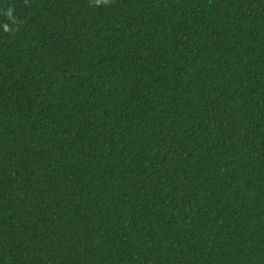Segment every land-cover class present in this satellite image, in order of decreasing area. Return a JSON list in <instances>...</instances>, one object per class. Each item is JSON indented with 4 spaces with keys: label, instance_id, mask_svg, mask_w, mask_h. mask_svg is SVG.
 <instances>
[{
    "label": "trees",
    "instance_id": "16d2710c",
    "mask_svg": "<svg viewBox=\"0 0 264 264\" xmlns=\"http://www.w3.org/2000/svg\"><path fill=\"white\" fill-rule=\"evenodd\" d=\"M0 264H264V0H0Z\"/></svg>",
    "mask_w": 264,
    "mask_h": 264
},
{
    "label": "clouds",
    "instance_id": "9594fccd",
    "mask_svg": "<svg viewBox=\"0 0 264 264\" xmlns=\"http://www.w3.org/2000/svg\"><path fill=\"white\" fill-rule=\"evenodd\" d=\"M97 2H99V0H97ZM106 3H110V0H105Z\"/></svg>",
    "mask_w": 264,
    "mask_h": 264
}]
</instances>
